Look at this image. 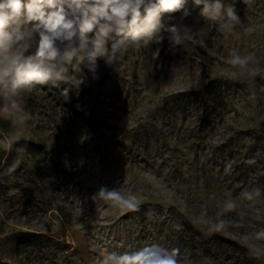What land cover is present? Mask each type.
Masks as SVG:
<instances>
[{
	"label": "rangeland",
	"instance_id": "374dc122",
	"mask_svg": "<svg viewBox=\"0 0 264 264\" xmlns=\"http://www.w3.org/2000/svg\"><path fill=\"white\" fill-rule=\"evenodd\" d=\"M187 11L171 21L190 34L183 43L163 30L160 43L118 38L98 78L74 63L55 86L24 92L22 124L0 106V264H100L151 243L178 248L180 264H264V241L243 238L264 228V195L259 212L239 199V227L196 222L264 189V0H237L231 34ZM233 49L254 54L261 74L225 64ZM101 186L137 193L139 210L95 202Z\"/></svg>",
	"mask_w": 264,
	"mask_h": 264
},
{
	"label": "clouds",
	"instance_id": "9594fccd",
	"mask_svg": "<svg viewBox=\"0 0 264 264\" xmlns=\"http://www.w3.org/2000/svg\"><path fill=\"white\" fill-rule=\"evenodd\" d=\"M189 2L223 34L233 33L243 23L236 11L237 0H0V106L8 109L14 125L22 124L28 118L21 100L24 92L36 85L55 86L74 63L82 64L81 73L87 68L98 78L99 61L111 63L109 46L118 38L134 45L160 43L163 37L158 34L163 30L170 33L174 44L183 43L190 34L171 21L176 13L189 14ZM242 2L250 6L253 0ZM192 39L202 42L199 33ZM224 62L253 77L262 71L252 53L233 49ZM256 162L244 161L248 165ZM231 167L229 163L226 171ZM262 195L260 187L244 189L239 197L225 198L215 216L205 209L196 222L213 234L239 227L240 221L230 215L238 209L239 199L259 212L256 203ZM92 199L127 212L138 211L141 203L140 195H126L119 187L101 186ZM243 238L264 241V228L245 233ZM179 255L178 248L151 243L123 252L105 251L100 264H180Z\"/></svg>",
	"mask_w": 264,
	"mask_h": 264
},
{
	"label": "trees",
	"instance_id": "16d2710c",
	"mask_svg": "<svg viewBox=\"0 0 264 264\" xmlns=\"http://www.w3.org/2000/svg\"><path fill=\"white\" fill-rule=\"evenodd\" d=\"M208 91L209 90H205V91H202V92H200V93H208ZM205 122H206V118H205V116H203V119L202 120H200V123H199V126H201L202 128H200V130H202L203 129V127L205 126L204 124H205ZM97 123H96V121L95 120H93V122L91 121H89V122H86L85 123V125L86 126H89V125H92V126H94V125H96ZM97 127L98 128H101V126L100 125H97ZM185 220V225L186 226H188V227H192L193 226V224L190 222V221H188V220H186V219H184Z\"/></svg>",
	"mask_w": 264,
	"mask_h": 264
}]
</instances>
